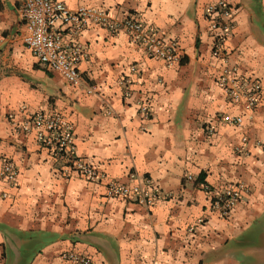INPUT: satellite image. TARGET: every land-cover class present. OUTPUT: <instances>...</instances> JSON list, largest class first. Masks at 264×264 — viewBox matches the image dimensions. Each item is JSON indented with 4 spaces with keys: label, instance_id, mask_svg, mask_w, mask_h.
<instances>
[{
    "label": "crops",
    "instance_id": "1",
    "mask_svg": "<svg viewBox=\"0 0 264 264\" xmlns=\"http://www.w3.org/2000/svg\"><path fill=\"white\" fill-rule=\"evenodd\" d=\"M60 1L70 10L133 16L177 40L180 57L167 66L125 32L90 27L65 36L84 51L80 83L72 86L24 44V0H0V163L9 158L18 168L15 185L0 180V264H69L59 256L65 250L90 256L91 264L264 261V0H230L236 11L223 64L263 85L261 103L249 112L214 83L223 64L211 55L207 0ZM51 110L72 125L76 153L103 180L66 178L62 161L33 133L15 130L25 112ZM224 114H241L242 125L223 122ZM107 181L152 185L161 197L149 206L109 199ZM236 184L245 190L222 218L216 198Z\"/></svg>",
    "mask_w": 264,
    "mask_h": 264
},
{
    "label": "built area",
    "instance_id": "2",
    "mask_svg": "<svg viewBox=\"0 0 264 264\" xmlns=\"http://www.w3.org/2000/svg\"><path fill=\"white\" fill-rule=\"evenodd\" d=\"M204 10L207 34L211 42V55L223 64L227 62L225 44L232 34L236 9L230 0H207ZM20 16L26 27L23 37L26 47L47 71L61 74L72 86L80 83L78 64L84 58V51L79 44L67 42L65 36L76 37L90 27L101 28L111 35L119 31L125 32L129 43L141 45L149 58L162 61L167 66L180 57L177 40H164L157 35L154 27L143 25L133 16L114 19L102 9L87 6L70 10L60 0H24ZM130 70L134 72L136 69L133 66ZM214 83L228 102L241 105L245 112L252 111L262 101L261 80L252 75L241 74L236 66L229 67L223 64L214 78ZM147 105L144 102L139 107L140 114L145 119L150 113ZM221 120L240 127L243 116L238 114L231 117L224 114ZM13 125L15 130L24 134L33 133L39 145L46 148L54 158L61 160L66 178L75 175L89 183L99 182L105 178L76 153L72 125L60 112L55 110L25 112L24 119ZM205 131L212 135L214 127L206 125ZM245 142L246 137L242 136L241 145ZM241 145L234 147L235 152L242 150ZM17 177L18 168L15 163L9 158H2L0 163L2 183L13 186ZM104 188L106 198L130 200L144 206L153 204L161 197L159 188L147 184L132 182L128 185L107 181ZM244 190L245 186L236 184L217 196L215 206L222 218L230 215ZM59 256L69 264H91L92 261L90 256L77 250H65Z\"/></svg>",
    "mask_w": 264,
    "mask_h": 264
},
{
    "label": "rangeland",
    "instance_id": "3",
    "mask_svg": "<svg viewBox=\"0 0 264 264\" xmlns=\"http://www.w3.org/2000/svg\"><path fill=\"white\" fill-rule=\"evenodd\" d=\"M251 233H252V235H255L256 234L254 230ZM259 264H264V261L260 262Z\"/></svg>",
    "mask_w": 264,
    "mask_h": 264
},
{
    "label": "trees",
    "instance_id": "4",
    "mask_svg": "<svg viewBox=\"0 0 264 264\" xmlns=\"http://www.w3.org/2000/svg\"><path fill=\"white\" fill-rule=\"evenodd\" d=\"M201 178H202V174H200V175L198 176V179H199V180H201Z\"/></svg>",
    "mask_w": 264,
    "mask_h": 264
}]
</instances>
